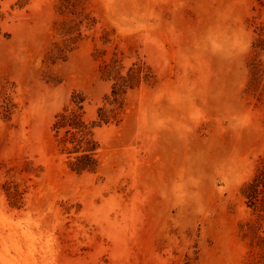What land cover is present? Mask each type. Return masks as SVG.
I'll return each instance as SVG.
<instances>
[{
	"label": "rangeland",
	"instance_id": "374dc122",
	"mask_svg": "<svg viewBox=\"0 0 264 264\" xmlns=\"http://www.w3.org/2000/svg\"><path fill=\"white\" fill-rule=\"evenodd\" d=\"M263 162L264 0H0V264H264Z\"/></svg>",
	"mask_w": 264,
	"mask_h": 264
},
{
	"label": "trees",
	"instance_id": "16d2710c",
	"mask_svg": "<svg viewBox=\"0 0 264 264\" xmlns=\"http://www.w3.org/2000/svg\"><path fill=\"white\" fill-rule=\"evenodd\" d=\"M68 118V116L64 115L63 119ZM79 118V115L74 113L71 119L75 120ZM63 122L56 123L58 125H62ZM64 125V124H63ZM88 157V155H86ZM84 157V158H86ZM89 158V157H88ZM83 159H79L77 164V169L83 170L85 169V164H83ZM248 197L250 198L252 205H258L262 207V210H264V162L263 165L258 169L257 174L254 176L252 182L249 183V187L247 190Z\"/></svg>",
	"mask_w": 264,
	"mask_h": 264
}]
</instances>
